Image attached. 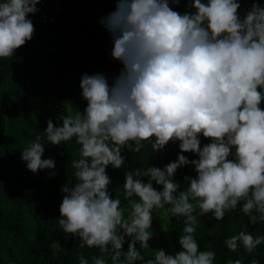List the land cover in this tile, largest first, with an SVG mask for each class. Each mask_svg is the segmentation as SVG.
<instances>
[{
    "label": "clouds",
    "instance_id": "obj_1",
    "mask_svg": "<svg viewBox=\"0 0 264 264\" xmlns=\"http://www.w3.org/2000/svg\"><path fill=\"white\" fill-rule=\"evenodd\" d=\"M39 3L0 0V59L33 39L29 16ZM180 3L115 0L100 24L121 72L111 82L103 73L83 75V111L65 107L21 151L29 171L49 170L52 177L56 162L44 158L45 145L73 139L80 145L70 161L75 182L61 187L58 224L81 247L100 250L91 264H214L216 253L201 251L195 237L198 216L220 221L240 205L250 224L264 223V6L253 0L241 14L240 0H188L189 11L181 13L172 7ZM201 136L210 142L202 144ZM145 141L155 153L178 142L180 152L163 168L125 172L124 207L110 191L107 169H121L125 150L139 153ZM186 166L195 176H184L182 189L174 177ZM165 205L168 214L183 218L180 250L156 249L145 261L141 250L154 236L153 213ZM224 244L233 253L241 246L253 253L264 235L244 228ZM50 246L63 251L59 241ZM78 261L89 264L82 253Z\"/></svg>",
    "mask_w": 264,
    "mask_h": 264
},
{
    "label": "trees",
    "instance_id": "obj_2",
    "mask_svg": "<svg viewBox=\"0 0 264 264\" xmlns=\"http://www.w3.org/2000/svg\"><path fill=\"white\" fill-rule=\"evenodd\" d=\"M241 14L252 6L253 0H240ZM188 0L180 5H172L178 12L189 11ZM264 6V0H259ZM39 11L30 15L34 24L33 39L17 49L9 59H0V185L20 192L23 203L31 209L33 237L27 240L20 259L14 264H79L82 253L89 259L101 255L98 248L81 247V241L72 234L65 233L58 224L59 207L62 201L61 187L73 184L71 159L78 158L80 145L71 140L60 146L45 145L44 158L56 162L50 177L49 170L33 174L21 159V151L34 140L37 134L43 136L47 121L56 122L57 116L65 110L63 103L79 111L87 106L81 97L80 81L85 74L103 73L111 80L119 75L122 65L111 57L112 39L100 20L115 10V0H40ZM264 108V102L260 105ZM19 132L21 140L9 141L13 131ZM202 144L209 140L200 137ZM154 139V138H153ZM19 147V143H21ZM139 153L125 150V165L121 169L108 167L111 177L110 191L118 196L122 206L127 207L124 198L125 172L148 166L163 168L177 159L179 144L169 142L160 152H154L151 141L142 142ZM190 160L196 159L192 153H184ZM195 176L192 166L178 169L174 179L185 186L184 176ZM154 187H157L154 185ZM159 190V189H158ZM163 212L165 225L169 231V241L161 249L166 254L180 250L178 238L183 231V218L173 217ZM23 209L0 204V236L4 232L20 235ZM127 215V213H126ZM195 237L199 248L216 253L214 264H227L229 259H242L251 264L255 259L264 264V244L253 253H247L243 246L233 253L227 249L224 240L246 228L254 236L264 235V223L252 225L248 217L240 211H228L223 220H210L208 216L197 217ZM59 241L63 251L57 252L50 245ZM125 242L123 250L127 251ZM139 248V245H137ZM145 261L153 258V253H144ZM111 264V261H109ZM135 264H144L136 261Z\"/></svg>",
    "mask_w": 264,
    "mask_h": 264
},
{
    "label": "rangeland",
    "instance_id": "obj_3",
    "mask_svg": "<svg viewBox=\"0 0 264 264\" xmlns=\"http://www.w3.org/2000/svg\"><path fill=\"white\" fill-rule=\"evenodd\" d=\"M67 103H63L64 108L69 107ZM9 141L21 140L18 131H13L8 138ZM22 142L19 143V147ZM7 205L24 210L21 218L20 235H12L9 232H4L0 236V264H14V259H20L23 254L27 240L33 237L32 214L21 198L20 192L10 187L0 185V204ZM152 231L154 232L153 239L149 241L150 248L142 249L144 253H153V250L161 249V247L169 241V231L166 228L163 212L157 210L153 213Z\"/></svg>",
    "mask_w": 264,
    "mask_h": 264
}]
</instances>
